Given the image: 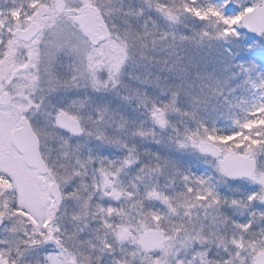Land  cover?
Here are the masks:
<instances>
[{"label":"rangeland","instance_id":"obj_1","mask_svg":"<svg viewBox=\"0 0 264 264\" xmlns=\"http://www.w3.org/2000/svg\"><path fill=\"white\" fill-rule=\"evenodd\" d=\"M64 2L65 20L69 21L85 8L96 9L105 28L101 34L106 39L98 43L94 37H82L69 23L58 22L55 16L49 19L52 17L51 0H0V40L3 39L0 44V196L15 197L16 204L30 208L32 216L28 225L31 229L48 227L47 216L55 206L47 193L48 185L57 182L62 195L71 191L73 180L68 181L77 160H92L84 177L91 185L93 177L100 181L97 168L95 174H91L93 163L106 166L102 155H112L114 160L110 162L118 165L128 157L130 150L136 162L123 169L119 176L121 185L130 191V183H136L141 194L146 184L156 185L171 196L184 191V176L202 177L211 182L219 197L218 192L227 194L225 201L245 200L247 196L242 198L241 195L244 186L258 191L259 186L250 181L225 180L217 171L216 161L190 148H179L177 141L186 130H194L201 124L222 132L225 124L233 127L228 122V114L245 115L241 109L249 107L259 96L251 93L252 85L250 88L247 85L249 76L253 72L264 77V38H246L239 27L236 28L238 38H218L216 34L225 27L222 22L211 14L203 21L184 14L181 9L185 0ZM215 2L218 5L222 0ZM256 2L232 0L226 12L235 15ZM204 3L205 0H194L191 7L200 9V4ZM162 5L168 8L163 9ZM169 11L177 15L176 21L167 19ZM32 21H37L41 28L31 48L27 49L15 43L13 32L24 29ZM244 47L251 49L250 52L244 53L247 52ZM241 100L247 103L241 105ZM202 102L211 107L206 115L200 110L206 108L202 111H207ZM166 104L170 105L165 117L168 126L161 129L152 121L150 111L153 105ZM65 111L78 115L84 123L81 140L57 129L55 115ZM23 115L38 136L42 157L49 167V173L41 177V185L36 181L35 172L24 166L21 156L8 142L10 131L19 126ZM135 116L139 118L137 121ZM219 122L222 124H214ZM149 131L150 136L135 134ZM157 166L159 172L149 178L147 169ZM139 176H144V181H137ZM74 180V185L79 183L78 179ZM9 187L11 192L7 191ZM88 191H92L91 187ZM87 194L81 193L85 197ZM100 195L99 191L95 193L92 204H115L107 198L100 199ZM9 199L3 202L6 204ZM81 204L82 201L65 200L55 212L56 223L62 232L66 230L64 245L68 264H86L85 256L97 255L89 241L99 248L97 234L92 231L97 225L89 219L91 227L81 232L83 221L77 224L70 219L72 213L82 211ZM146 207L165 216L152 217L147 222L135 214L131 219L121 217L117 221L119 237L121 231L127 229L132 234L131 239L119 241L115 234L109 236L117 248H134L140 264H175L178 254L190 252L194 245L202 243L196 236L200 223L207 226L217 216L226 218L227 222L217 224V229L232 236L235 221L246 223L250 212H264L260 203L248 209L222 204L207 212L194 209L189 223L187 217L166 213L158 201L147 202ZM37 208H43L45 223H40L41 213ZM177 222L188 225V231L170 230V225ZM149 228L159 229L167 238V245L164 250L148 256L141 250L139 240L142 232ZM261 228L264 222L253 226L254 231ZM3 239L15 244V238L7 233H0V240ZM53 251L51 245L26 249L25 258L35 264L44 254ZM217 252L213 243L210 258H219ZM259 252H264V247L250 249L251 264L253 256ZM150 256L158 259L150 261ZM110 259L105 257L102 264Z\"/></svg>","mask_w":264,"mask_h":264},{"label":"snow or ice","instance_id":"obj_2","mask_svg":"<svg viewBox=\"0 0 264 264\" xmlns=\"http://www.w3.org/2000/svg\"><path fill=\"white\" fill-rule=\"evenodd\" d=\"M194 0H185V5L181 9L184 14H190L199 20H206L211 14L216 17L225 26L216 35L218 38H238L236 31L237 27H243L258 35H264V0H257L255 5L246 6L243 11L235 15H227L226 10L232 4V0H222L221 4L210 5L204 9H196L190 5ZM239 6V5H238ZM167 9V5L161 6ZM255 8L256 15L253 13ZM167 19L176 21L177 15L169 11ZM204 35H208L204 33ZM115 87H119L116 84ZM254 91L259 92V96L246 109H241L245 112V119H233L234 130L228 134L218 132L214 127L208 128L201 124L194 130H186L180 139L177 141V146L181 149L190 148L198 151L201 154L208 155L216 160L217 171L224 177L229 178H244L253 184L259 186L258 191L247 196L243 201L230 200L225 201L217 195V193L208 185V181L202 177L184 176V191L175 193L171 196L166 195L164 191L156 185H145V191L141 194L138 191L136 183H130L129 186H122L119 181V176L123 169L134 164L135 158L131 150L128 157L122 160L118 165L112 162L104 163L96 169L100 177L97 182L93 177L91 185L84 181L87 176V168L92 163L91 159L86 161L77 160L76 166L71 169L70 176L72 180L78 179L79 183L72 187L71 191L64 193L61 196L60 203L56 204L47 216V228L37 230L31 229L28 225V219L32 216V212L28 207H21L15 203V197L10 199L4 195L0 196V233H7L15 238V244L7 239L0 240V264H32L25 258L26 249H39L45 245H51L53 252L44 254L35 264H68V257L65 254L64 238L65 232H62L61 226L56 223L57 217L55 212L60 210V206L65 200L82 201L81 212H74L70 219L77 224L83 221L80 231L89 229L91 223L97 227L92 231L97 234L96 239L99 244L90 247L97 252L95 257L90 254L83 258L86 264H102L105 257L111 259L107 264H140L134 248H125L123 246L117 248L114 240H110L109 236L115 234L119 237L117 228L119 218L127 216L130 219L135 216L143 217L147 222L152 217H162L165 213L152 208L146 207L147 202H160L166 213L171 215L184 216L188 218L189 223L193 219V210L201 208L205 212L210 209H217L222 204H228L231 207L248 209L254 203L264 204V123L259 126H253V121H264V80L258 84H253ZM244 100L240 104H246ZM239 106V105H238ZM170 105L156 106L153 105L150 111L152 121L161 129L168 126L166 113ZM99 118V117H98ZM76 132H81L82 129H75ZM90 134V133H89ZM136 135L145 136L152 135V132H137ZM100 139V137H97ZM159 166L155 169H147V176L151 178L152 174L159 172ZM144 172V170H141ZM144 176L137 177V181H144ZM11 181H9V185ZM91 187L92 191H88ZM8 192L12 189L9 187ZM100 192V199L107 198L115 204L107 206L97 202L92 204L95 198V193ZM82 192H87V196L81 195ZM60 194L58 193V196ZM5 199H9L8 203H4ZM124 200V204L120 201ZM47 207V204L44 205ZM88 209H91L89 212ZM41 213L40 223H45L43 217V208H37ZM197 220L199 218L197 217ZM226 218L217 216L213 221L205 226L200 223L199 231L196 236L202 240L198 246L194 245L190 252H185L183 255L177 256L175 264H251V248L264 247V228L259 231H254L253 226L264 222V212H250L249 219L246 223L233 224L234 235L227 236L220 233L217 229V224L224 225ZM20 226L19 228L17 226ZM207 228V232L205 229ZM179 229L187 232L188 225L183 222H177L170 225V230ZM195 231V225H193ZM19 233V234H18ZM83 243V242H81ZM218 250L219 258H210L209 251L213 247ZM150 261L157 260L158 257L150 256Z\"/></svg>","mask_w":264,"mask_h":264},{"label":"water","instance_id":"obj_3","mask_svg":"<svg viewBox=\"0 0 264 264\" xmlns=\"http://www.w3.org/2000/svg\"><path fill=\"white\" fill-rule=\"evenodd\" d=\"M54 3H55V10L61 12L64 8V4L62 0H54ZM256 14L257 13L254 9L253 13H250L249 15H256ZM243 29L250 32L246 28ZM36 32H37L36 26L32 25L27 31L18 33L17 37L23 40H30L36 34ZM57 124L61 129L68 131L74 136L81 135V132L75 131V129L79 128L77 122L66 118L62 114L58 115ZM11 140L18 149V151L23 154L26 165L35 168L41 174L46 173V166L43 163L38 152V141L35 135L33 134L29 123L25 120V118L22 119V127L14 130L11 133ZM51 194L55 197V200L57 202L60 201V197L57 195V187L55 185L51 186ZM162 243H163L162 239L157 235L156 232L147 231L143 235L141 246L147 253H151L155 249L160 247ZM254 264H264V254L257 255L254 259Z\"/></svg>","mask_w":264,"mask_h":264}]
</instances>
